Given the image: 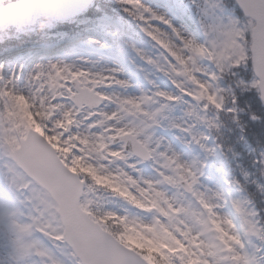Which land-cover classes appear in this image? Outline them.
I'll list each match as a JSON object with an SVG mask.
<instances>
[{
    "label": "snow or ice",
    "instance_id": "1",
    "mask_svg": "<svg viewBox=\"0 0 264 264\" xmlns=\"http://www.w3.org/2000/svg\"><path fill=\"white\" fill-rule=\"evenodd\" d=\"M119 2L154 42L155 51L138 47L130 26H122L115 43L121 53L135 54L149 86L129 91L132 81L120 68L56 62L36 65L24 89L0 67V98L9 103L27 94L42 101L44 131L62 145L58 150L38 133L20 139L0 128V225L13 237L18 264H264V219L233 199L240 231L218 211L225 193L200 190L207 159L183 158L186 148L213 153L205 129L219 131L221 113L239 119L241 104L264 112V0H190L202 36L190 30L194 18L184 0H156L155 7ZM251 118L259 119L255 112ZM256 132L264 135V127ZM82 156L94 163L77 172ZM144 162L153 164V175L137 167ZM101 182L110 195L151 211V221L101 204L94 196ZM109 217L147 226L158 257L131 247L112 219L101 222ZM246 238L256 241L251 249Z\"/></svg>",
    "mask_w": 264,
    "mask_h": 264
},
{
    "label": "rangeland",
    "instance_id": "2",
    "mask_svg": "<svg viewBox=\"0 0 264 264\" xmlns=\"http://www.w3.org/2000/svg\"><path fill=\"white\" fill-rule=\"evenodd\" d=\"M111 1H114L117 4L120 3L119 0ZM61 2L76 4L77 0H64ZM144 3L149 4L152 7L156 6V0H144ZM184 3L189 5V16L194 18V23L189 25L190 30L196 32L197 35L202 36V29H199V10L195 5H192L190 3V0H184ZM160 11H163V9H160ZM92 13L95 16V21L92 24V28H88L86 29V31L80 32L79 34H75L71 38H69V36H66L65 34L61 38L60 35H56V38L52 41L53 50L51 52L46 50L47 52L40 53L38 48H35L34 46H28L20 40L21 36L25 35V31L29 30V28L31 27L39 29L51 27L53 25V23H51V18H44L38 20L34 26L10 25L0 29V42H5L2 45L3 48L0 49V61L1 59L3 60L5 57H10L9 59H4L2 62H0V67H2L4 75L6 77H10L13 73H15L17 78V86L19 88L27 89L30 87L28 81V74L38 64L47 65L49 63L63 62L69 65H75L77 67H85L91 69L92 71H101L112 67L119 68L120 65L117 62H115L110 57L105 58L101 56L97 49L99 47H104L108 49L109 44L107 40L111 36V34L117 32V27L107 18V16L98 13L97 6L93 8ZM7 16L10 17L9 15ZM80 22L76 24L77 27L82 26L83 22ZM173 23H175L177 26H180L182 21L178 18L173 17ZM139 27L141 28V26ZM144 36L148 37L146 34H144ZM34 57L38 58V62L36 61L37 59L29 61L30 58ZM119 57L121 58L122 62H125V59H123L122 56ZM127 59L128 62L125 63L132 65L133 57L130 56ZM121 74L127 78L126 74H123V72ZM62 77L63 73H59L57 76V83H64ZM50 86L51 85H49V87ZM133 88L137 91L139 90L136 87L135 83L131 84L129 91H131ZM21 98L26 101L27 112L32 116L34 123L39 128H41V132L49 140L57 144L58 147L61 149L62 145L60 141L55 136H49L44 131L45 125L36 119L37 116H40L42 118H48V112L46 110L47 106L43 105L42 101L40 105H38L37 102L31 100L27 94L18 95L14 98V100L9 103L5 102L7 100V97L0 98V111H2L4 114V118L0 120V128H10L16 135L17 133L15 131L23 129L21 130V135H19L18 138L25 134L23 121L19 122V124L16 125L17 130H14L12 124L14 120L13 118H11V115L13 113H16L18 101ZM257 153L259 155V160L261 161V158L264 157V147H259V151H257ZM183 158L189 160L184 153ZM129 163L132 162L130 161ZM261 165L264 177V163H261ZM76 166L80 167L82 170L84 167H87V165H85L82 161L80 162V165ZM213 166L218 167V162L214 160ZM141 172L146 177L153 175V173L147 171L141 170ZM199 187L201 191H219L217 185L211 182H206L202 178H200ZM209 194H211V192ZM100 203L103 204L104 202L100 201ZM105 206L116 211L118 214H126L130 217H135L139 215L140 218L146 222H150L153 217V213L151 211H149V213L141 212L135 214H128L124 211H119L118 209L110 206L109 203H105ZM218 211L221 215L229 216L231 218L230 213L222 209L221 207L218 208ZM107 219L112 218H105V220ZM118 221L120 222V228L122 229V239H124L126 242L134 245L137 244L141 247H159L157 242L153 239L152 233L149 231L147 226H141L139 223H130L125 220ZM132 233H136L137 235L134 237L131 235ZM160 251H165V249L160 248ZM20 259L21 258L17 255L16 245L13 243V237L11 233L8 231L5 225H0V264H18V261H20Z\"/></svg>",
    "mask_w": 264,
    "mask_h": 264
},
{
    "label": "trees",
    "instance_id": "3",
    "mask_svg": "<svg viewBox=\"0 0 264 264\" xmlns=\"http://www.w3.org/2000/svg\"><path fill=\"white\" fill-rule=\"evenodd\" d=\"M7 0H0V2ZM101 8L111 10V8L101 0ZM255 112L256 116L259 117L258 120H252V113ZM239 119H236L244 128V133L249 138L254 137H264V135H259L256 132L257 128L264 127V112L259 111L257 108L248 107L244 104L240 105Z\"/></svg>",
    "mask_w": 264,
    "mask_h": 264
},
{
    "label": "clouds",
    "instance_id": "4",
    "mask_svg": "<svg viewBox=\"0 0 264 264\" xmlns=\"http://www.w3.org/2000/svg\"><path fill=\"white\" fill-rule=\"evenodd\" d=\"M35 71V68L29 73V75H31L33 72ZM36 75L37 76H42L43 73L41 72H36ZM36 119L41 122L42 124H44L45 126H47V120L48 118H42L40 116H37ZM81 161L85 164V165H88L90 163H94L93 161H91L88 157L86 156H82L81 157ZM86 177L88 176L87 173L84 174ZM89 186L92 187V182L89 181ZM110 195V192H108L106 190V187L104 185H97L95 186V191H94V196L97 197V198H104V201L106 200V197ZM113 223H115V221H113ZM119 227V226H117ZM120 228V227H119ZM122 230V229H121ZM132 236H136L137 234L136 233H132L131 234Z\"/></svg>",
    "mask_w": 264,
    "mask_h": 264
},
{
    "label": "water",
    "instance_id": "5",
    "mask_svg": "<svg viewBox=\"0 0 264 264\" xmlns=\"http://www.w3.org/2000/svg\"><path fill=\"white\" fill-rule=\"evenodd\" d=\"M88 2L89 0H82V2L77 7V11L82 10L87 5Z\"/></svg>",
    "mask_w": 264,
    "mask_h": 264
},
{
    "label": "bare ground",
    "instance_id": "6",
    "mask_svg": "<svg viewBox=\"0 0 264 264\" xmlns=\"http://www.w3.org/2000/svg\"><path fill=\"white\" fill-rule=\"evenodd\" d=\"M9 58H10V57L8 56V57H5L4 59H9ZM4 59H3V60H4ZM3 60L1 59V61H0V62H2Z\"/></svg>",
    "mask_w": 264,
    "mask_h": 264
}]
</instances>
